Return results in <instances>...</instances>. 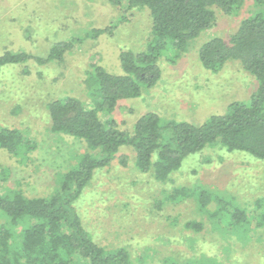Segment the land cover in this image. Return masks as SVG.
I'll return each mask as SVG.
<instances>
[{
  "label": "rangeland",
  "instance_id": "1",
  "mask_svg": "<svg viewBox=\"0 0 264 264\" xmlns=\"http://www.w3.org/2000/svg\"><path fill=\"white\" fill-rule=\"evenodd\" d=\"M261 9L264 3L245 0L231 16L215 10L212 28L190 41L183 53L163 55L152 88L118 103L110 115L118 128L130 131L150 112L164 122L200 125L225 113L230 103L247 102L256 89L254 77L236 61L208 71L198 52L211 38L227 39ZM107 28L108 33L94 37L95 30ZM150 29L146 8L124 12L103 0H0V55L24 52L44 59L56 44H72L62 62L29 60L0 67V126L20 130L35 144L25 162L0 150V191L20 190L29 198L53 193L61 175L89 150L85 142L50 130L47 104L70 96L91 108L86 81L93 66L122 75L120 53L144 52ZM195 155L186 157L169 180L158 182L152 172L135 168L131 149L121 148L108 167L94 173L75 204L83 228L98 246L125 250L131 264H170L172 259L188 264L203 257L219 264H264V227L241 233L220 228L200 210L195 196L177 202L168 198L175 188L202 189L227 201L228 209L233 205L256 216L261 213L256 201L264 198V160L218 146ZM120 156H126L125 166ZM188 222L202 229H187Z\"/></svg>",
  "mask_w": 264,
  "mask_h": 264
},
{
  "label": "trees",
  "instance_id": "2",
  "mask_svg": "<svg viewBox=\"0 0 264 264\" xmlns=\"http://www.w3.org/2000/svg\"><path fill=\"white\" fill-rule=\"evenodd\" d=\"M103 1L124 12L148 10L151 29L147 48L139 53H120L122 75H112L100 66H93L86 81L91 108L70 96L47 104L50 130L85 142L89 153L80 156L61 175L58 187L48 197L29 198L20 190L0 191V214L5 219L0 225V264H131L125 250L108 251L98 246L83 228L75 208L94 173L108 167L121 148L131 149L135 168L143 174L152 172L158 182L169 180L186 157L199 155L213 146L264 160V9L241 21L227 39L211 38L198 52L201 66L208 71L218 72L226 62L236 61L254 77L256 89L247 102L230 103L225 113L211 115L200 125L164 122L150 112L139 117L132 130L124 131L110 116L118 103L139 98L143 90L152 88L160 78L158 64L163 55L183 53L190 41L212 28L215 10L231 16L245 0ZM254 1L258 5L264 3V0ZM109 30H95L94 37ZM71 45L56 44L44 59L24 52H5L0 55V67L29 60L38 65L53 60L62 62ZM99 114H105V118ZM34 146L33 140L20 130L0 126V150L25 162ZM119 162L125 166L126 156H120ZM192 196L197 198L200 210L220 228L241 233L240 230L250 232L264 227V198L256 201V208L261 210L256 216L233 205L228 209L227 201L202 189L193 192L185 187L175 188L168 198L177 202ZM185 227L202 229L195 222H188ZM172 260L170 264H179ZM188 264L219 262L203 257Z\"/></svg>",
  "mask_w": 264,
  "mask_h": 264
}]
</instances>
